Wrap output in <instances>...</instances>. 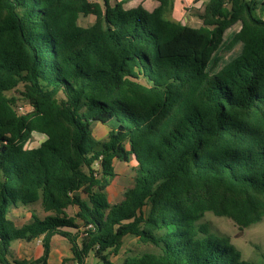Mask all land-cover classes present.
<instances>
[{"label": "trees", "instance_id": "16d2710c", "mask_svg": "<svg viewBox=\"0 0 264 264\" xmlns=\"http://www.w3.org/2000/svg\"><path fill=\"white\" fill-rule=\"evenodd\" d=\"M155 1L0 0V264H47L54 235L70 244L62 264H112L128 235L155 250L121 264H254L199 220L264 217V0H206L198 27ZM237 22L223 48L240 50L213 73ZM93 122L111 123L106 139ZM33 132L45 138L26 147ZM131 157L132 185L110 203L113 160ZM36 201L43 218H8ZM37 238L39 257L8 258L13 240Z\"/></svg>", "mask_w": 264, "mask_h": 264}, {"label": "rangeland", "instance_id": "374dc122", "mask_svg": "<svg viewBox=\"0 0 264 264\" xmlns=\"http://www.w3.org/2000/svg\"><path fill=\"white\" fill-rule=\"evenodd\" d=\"M101 1V0H100ZM115 1L110 0L113 4ZM124 6L129 8L141 4L147 10H152L155 0H122ZM206 0H174L173 7L168 13V17L179 21L183 24L198 27L202 25V19L200 15L203 13L204 3ZM95 17L93 15H80L78 23L81 26H87L94 22ZM240 23L237 22L229 27L225 33L223 42L220 48L214 53L212 60L210 61L211 72H216L219 68L234 57L240 50V44L236 45L232 50H226L223 46L229 41L232 35L239 29ZM216 56L220 57V60L213 65V61ZM143 81V80H142ZM21 85L15 90L7 91L8 96H19ZM18 104L26 105L29 109L30 105L22 100H17L15 108ZM18 112V111H17ZM19 113V112H18ZM20 114V113H19ZM111 123L93 122L91 125L92 133L98 140H104L107 137V132ZM45 138L41 133L33 132L31 138L26 143V147H36ZM136 161L133 157L128 162L120 161L118 159L113 160V167L115 175L110 180L107 186L106 193L110 203H115L122 198L123 190L132 185L133 177L135 175L134 167ZM12 209L10 216L12 217L15 225L21 224L31 220V213H35L39 217H43L45 211L43 210L40 201L33 202L26 206H19ZM75 207L69 206L65 209L68 215H73ZM200 223L205 224L211 232L219 236L228 238L241 253V257L244 260L252 262L254 264H264V217L259 222L252 224L246 228H239L231 219L225 216H217L212 212H205L199 220ZM14 243V242H13ZM39 243V242H37ZM56 242H54L55 245ZM155 250L152 244H147L138 240L135 236H125L122 240L121 247L117 254L110 253L107 257L112 264H121L124 256L139 254L144 251ZM84 264H105L104 261L93 253L88 254L85 258Z\"/></svg>", "mask_w": 264, "mask_h": 264}, {"label": "crops", "instance_id": "0c3cea01", "mask_svg": "<svg viewBox=\"0 0 264 264\" xmlns=\"http://www.w3.org/2000/svg\"><path fill=\"white\" fill-rule=\"evenodd\" d=\"M156 5H157V2L156 3L154 2V7ZM11 210L12 209H9L7 216L13 221L12 217L10 216L12 212ZM47 214L48 212L45 211L44 216ZM43 217H40V218H43ZM54 242H56L55 245H54ZM41 254H42V246H41L40 238L31 240V241L17 239V240H13L10 244L8 258L10 260L33 259V258L39 257ZM70 256H71L70 244L67 241V239L60 235H54L51 238L50 251H49V255L47 259V264H62L63 259L70 257Z\"/></svg>", "mask_w": 264, "mask_h": 264}, {"label": "built area", "instance_id": "2783aa9c", "mask_svg": "<svg viewBox=\"0 0 264 264\" xmlns=\"http://www.w3.org/2000/svg\"><path fill=\"white\" fill-rule=\"evenodd\" d=\"M30 109H31V106H30V108L28 109V108L26 107V105H21V104H18V105L16 106V108H15L16 112L18 111L20 114H21V113H26V112H28ZM18 112H17V113H18Z\"/></svg>", "mask_w": 264, "mask_h": 264}]
</instances>
